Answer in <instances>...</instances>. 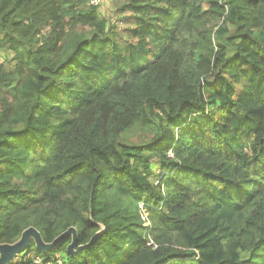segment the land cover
Listing matches in <instances>:
<instances>
[{
    "label": "trees",
    "instance_id": "1",
    "mask_svg": "<svg viewBox=\"0 0 264 264\" xmlns=\"http://www.w3.org/2000/svg\"><path fill=\"white\" fill-rule=\"evenodd\" d=\"M87 2L0 0L7 264H264V0Z\"/></svg>",
    "mask_w": 264,
    "mask_h": 264
},
{
    "label": "water",
    "instance_id": "2",
    "mask_svg": "<svg viewBox=\"0 0 264 264\" xmlns=\"http://www.w3.org/2000/svg\"><path fill=\"white\" fill-rule=\"evenodd\" d=\"M72 236V241L67 246L70 251L75 245V231L72 227L67 228L63 233L57 236L51 243L45 244L40 237L38 231L33 227H28L25 229L19 238V240L13 244H0V264H7L12 261V258L19 254L28 244L30 238L34 239V243L39 250H47L56 244L60 239L66 235Z\"/></svg>",
    "mask_w": 264,
    "mask_h": 264
},
{
    "label": "rangeland",
    "instance_id": "3",
    "mask_svg": "<svg viewBox=\"0 0 264 264\" xmlns=\"http://www.w3.org/2000/svg\"><path fill=\"white\" fill-rule=\"evenodd\" d=\"M118 2L119 0H104L97 8L110 20L111 23L116 25L118 31H121L122 28L128 27L130 24L126 19H122L124 15H119L117 11ZM151 130L154 131L152 128ZM149 134V130L135 127L131 131L122 133L120 138L125 143L137 144L148 139L150 137ZM16 258L17 257L14 256L12 260H15Z\"/></svg>",
    "mask_w": 264,
    "mask_h": 264
},
{
    "label": "built area",
    "instance_id": "4",
    "mask_svg": "<svg viewBox=\"0 0 264 264\" xmlns=\"http://www.w3.org/2000/svg\"><path fill=\"white\" fill-rule=\"evenodd\" d=\"M103 1L104 0H88L87 4L90 5V6L98 7V6H100L103 3ZM168 156H170V157L173 156L171 150L168 151ZM163 174H168V173H166V171H164V172H162L161 176ZM144 205L145 204L143 202H139L138 203V207H139V210H140V212H139L140 218L143 221V225L147 226V225H149V220H148L147 213L145 211ZM149 243H152V241H149ZM33 262H34V264H48V263H43L39 257L35 258L33 260Z\"/></svg>",
    "mask_w": 264,
    "mask_h": 264
}]
</instances>
